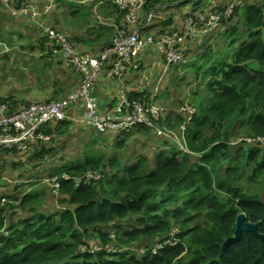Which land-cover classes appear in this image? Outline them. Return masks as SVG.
Instances as JSON below:
<instances>
[{"label":"trees","instance_id":"16d2710c","mask_svg":"<svg viewBox=\"0 0 264 264\" xmlns=\"http://www.w3.org/2000/svg\"><path fill=\"white\" fill-rule=\"evenodd\" d=\"M80 1L60 0L59 6L72 9L75 16L86 5ZM164 1L146 0L143 5V13L159 5V16L148 28L155 36L176 26L173 23L168 27L166 17L171 2L176 0ZM214 1L206 0L202 8V0H198L192 11H222L229 5H216ZM103 4L107 14L116 15L119 25L124 11L108 1ZM238 8L234 7L232 16ZM241 9L247 29L238 45V26H227L232 16L201 41L207 44L221 30L222 36L229 37L224 55L213 45L196 57L206 64L199 77L206 79L202 85L206 95L198 96L194 106L190 105L194 108L190 120L186 121L189 115L184 110L173 114L172 109L161 105L157 125L177 130V138L187 152L178 148L174 139L142 125L128 132H114L118 138L115 148H123L128 136L143 131L154 138L152 165L145 153H138L131 163H121L114 147L105 149L107 153L97 151L93 144L96 141L100 145L104 133L93 128L90 131L98 135L90 133L94 140L82 155L63 161L49 173L31 166L34 162L26 171L14 170L19 161L11 159L20 154L42 163L41 167L47 166L51 148L40 139L23 151L0 149V159L8 160L1 164L8 174L0 181V197L6 199L0 211V264H264V238L252 233L242 232L236 241L222 247L234 235L239 213L256 224L257 232L264 236V202L256 187H251L255 190L251 192L241 182L246 177L251 186L261 183L258 178L264 177V148L257 141L232 143L240 136L264 137V0L261 5L244 4ZM104 30H94L97 38ZM42 34L37 46L30 49L34 59L53 55L52 48L57 47L54 42L47 45V37ZM89 38L67 39L77 43L99 40ZM110 42V38L105 40L100 49ZM193 43L187 45L188 51L198 50L199 45L191 49ZM130 96L146 101L152 98L145 93ZM0 102L16 101L5 96ZM69 123L73 122H56L54 130L47 123L39 131L62 134ZM86 172H97L100 178L76 186L73 178ZM62 174L69 178H62ZM41 176H58L57 199L44 189L32 188ZM172 233L179 242L157 248ZM183 253H188V259L181 258Z\"/></svg>","mask_w":264,"mask_h":264},{"label":"built area","instance_id":"2783aa9c","mask_svg":"<svg viewBox=\"0 0 264 264\" xmlns=\"http://www.w3.org/2000/svg\"><path fill=\"white\" fill-rule=\"evenodd\" d=\"M9 0H0L3 4H8ZM60 0H45L42 13L30 9L28 5L13 11L17 14H30L35 21L39 15H46L59 5ZM103 4L108 1L124 11L123 20L116 26L111 42L108 46L100 49L96 54L79 52L74 44L65 35L57 32L48 25L38 22L47 37V45L54 42L57 47L52 48L54 54L63 52L66 56L67 65L79 74V82L67 95L59 99H51L41 102H30L26 106L12 107L10 102H0V149L25 150L31 143L44 136L39 131L40 127L50 122H60L70 120L86 127L93 128L99 133L108 131L128 132L137 125L154 129L157 135L174 139L178 148L187 152V148L182 144L174 132L165 129L157 122L160 120L163 107L154 101L153 98L146 100H129L122 93L112 110L100 112L98 109V99L93 90L96 81L105 68L106 75L110 77H121L129 70H138L140 67L139 55L145 46L151 44L156 47L161 55L165 66L177 65L184 61L187 42L193 39L200 40L201 36L217 31L218 27L227 21L232 13L233 7L229 4L222 11L212 9L195 11L189 10L183 14L181 20L175 27H170L163 33L155 36L148 28L152 22L158 18L159 5H154L149 11L143 13V5L146 0H86ZM195 4L198 0H192ZM159 33V32H158ZM8 50V47H4ZM45 53L47 50L44 51ZM184 110L189 116L194 109L186 105ZM253 142L250 137H239L234 142ZM257 140L264 148V137ZM62 178L68 179L67 174H62ZM100 178L97 172H86L79 177H74V183L78 186L91 179ZM48 180V179H47ZM53 183L54 190L59 188L58 176L48 180ZM6 199L0 197V211L5 205ZM175 230L173 232L175 233ZM177 231V230H176ZM170 234L164 242L157 244V248L165 245H175L177 243L176 234ZM93 249L99 250L97 246Z\"/></svg>","mask_w":264,"mask_h":264},{"label":"crops","instance_id":"0c3cea01","mask_svg":"<svg viewBox=\"0 0 264 264\" xmlns=\"http://www.w3.org/2000/svg\"><path fill=\"white\" fill-rule=\"evenodd\" d=\"M44 2L45 0H9L8 4H3L0 2V60L1 61L4 60L3 64H5V61L11 63V69L13 67L14 70L18 71L19 75H23L22 81L20 82V84L15 83L12 80L10 81L8 85L5 84L4 88L0 91V97H5L8 94L11 95L14 93L16 95L15 99H18L15 102L17 107L22 106L26 103L28 104L30 102H34V101H46L48 99L64 97L68 92H70L72 89H74L77 86L79 79H80L79 74L76 73L72 68H70L67 65L66 56L64 55L63 52H60L58 54H53L48 57L35 58V59L30 56L31 47L37 46L38 40H40V37L39 39H35L34 37L29 36L28 30L35 31V34H37V36H40V34L43 35L42 31L38 29L39 30V33H38V31L34 30L33 26L35 23L31 21L30 14L14 15L13 11L17 10L18 8H21L23 5H28L30 9L37 10L40 12L43 9ZM86 2L88 1L86 0L80 1V3L82 4L83 3L85 4ZM60 6L66 7L61 4ZM82 8L83 9L88 8L89 12H88V15H86L87 17H84L85 19L80 18V17L78 18V25L76 28H79V29L77 30V32L84 31L85 29L86 30L85 32L89 34V32L92 31V28L95 26V28H98V29L99 27L106 28L107 30H104V31L105 32L107 31V33L103 34L100 38H97V35L94 34L93 36L99 40L94 41L93 43L92 41H89V40L87 42L85 41V42H79V43L73 40L75 43L74 42L72 43H74L75 48L79 52L96 54L100 50V47L102 46V43L105 40L107 41L109 38L111 40V35L114 34L115 28L118 25V23H116V15L107 14V8L105 4L95 3L94 5H87ZM57 9L52 11L50 14H46L42 16L39 15V18H38L40 20L39 22L44 24V21H45L46 23L55 24L57 21H59V19H57L59 10L57 11ZM98 10H102V12L105 13L107 16H103L102 14L100 15L97 12ZM166 12L164 13L168 14V16L166 17L169 18V20L171 19V24L173 23L177 24L184 14L183 13L180 16L176 17L173 14V10H169ZM63 13L64 14H61L60 16L61 19L67 18V17L70 18L71 16H74V15H69V14L67 15L65 11ZM95 22H97L96 25H95ZM108 28H111V29H108ZM68 31H69V35H68L69 38L76 37V34L73 30L69 29ZM78 34H82V33H78ZM24 35H27V36H24ZM13 36L17 37L18 39L14 38L12 40ZM93 36L91 38H94ZM77 37H82V36L80 35ZM87 39H90V38L87 37ZM199 42L201 41L198 40L197 43H193V45L197 46ZM81 43H85V47H83V49L80 48ZM193 45L191 49H194ZM4 47H9L11 50L10 51L5 50ZM142 52L139 55V59H138L140 62V68H138L139 70H129L124 75L118 78L110 77L106 75L105 68L101 71L96 81L95 88L93 90L94 94L96 95L98 99V109L100 112H107V111L112 110L113 107L116 105L119 96L122 93H124L129 100L135 99V98H130L131 94H142V93H145V95L151 94V97L153 96L154 99H156L155 102H157V100L159 99L160 103L163 106H165V108L168 110L167 104L171 103L177 97V94L174 92V89L176 86L174 82L177 80V77L173 81V76H177V75L175 74L174 75H164V73L167 72L165 69L166 66L164 65L162 57L158 52H157V56L155 60L152 63L148 62L147 58L146 60L145 59L143 60L144 54ZM188 56L190 55L188 54ZM189 60H190L189 58L185 59L183 62L178 63L175 66L180 67L183 64L185 65L187 64V62H189ZM2 67L3 65L0 67V72H1ZM159 67H162V74L155 75L154 69H157ZM180 70L181 69L179 68V71ZM10 72L11 71H9L8 75H15L14 72H11V73ZM24 75H59V76L53 80L52 91L50 90V88L46 90L48 95L42 92H38L37 95L30 96V94L32 93L31 92L32 89L28 90L27 88H25L26 92H28V94H26L27 96L25 99L23 96L22 97L18 96V94L16 93L17 91H22L24 89L22 87V85H24V82H25ZM36 79L39 80V77L37 76ZM179 83H182L181 80L179 81ZM170 91H171V96L168 97L169 100H165V98H163L164 95H169ZM160 95H162L161 98H160ZM20 99L24 100V102H21ZM69 124L75 127L74 124L72 123H69ZM47 125H49V127H51L52 130H54L55 127L57 126L56 122H51V123H48ZM70 125H68L69 130L66 129L67 131H65L62 134H59L54 131L52 134H43L44 138L40 139V141H43L45 144L48 143L47 147L51 148L49 155L46 157L47 164L48 163L52 164L51 167L55 168L59 166L60 164H62V162L65 160L78 158L80 157V155H82V153L71 154L69 152V149L72 147L70 141H63L64 139H67L68 137L71 136L70 127L72 126ZM80 128L84 130L85 132H89V134L92 132L90 131L91 128L89 129L86 126H83ZM93 134L98 135L95 133ZM94 135H91V134L85 135L87 136L86 137L87 139L84 141V143L87 142L88 140H93L92 137ZM69 139H71V141L75 140V138L73 137H70ZM50 140H52L51 143H50ZM117 141H118V138L116 134L110 131V132L104 133V135H101L100 144L103 146L104 149L109 150L112 147L114 148L116 147ZM115 149L116 150L114 153H116L118 158L121 157L120 158L121 163H127V162L131 163L132 161L135 160L134 157H136L138 153H141V152H136L134 146L131 147L127 145L126 141H125V145L123 148H119V149L115 148ZM31 152L32 151L30 150L28 151L27 154ZM23 174H25V172Z\"/></svg>","mask_w":264,"mask_h":264},{"label":"rangeland","instance_id":"374dc122","mask_svg":"<svg viewBox=\"0 0 264 264\" xmlns=\"http://www.w3.org/2000/svg\"><path fill=\"white\" fill-rule=\"evenodd\" d=\"M262 1L263 0H222V2H221V0H215L214 1V3L216 5H219V4L223 5V4L229 3V4L232 5L233 10H234L235 6L239 7L238 8V12L235 15H233V16L231 15L232 19H229V21L227 22V26H231V25L232 26H234V25L238 26L237 27V31H238V33L241 36H240V38L237 39V44H235V45H238L239 42H241L242 39H244L246 37V34H245L246 32L245 31H246L247 28L244 25V21L242 20V15H241V13H242V9H241L242 5H244V4L261 5ZM164 2H168L169 3V0H166ZM95 3H96V1L94 3L88 1V2L85 3L86 4L85 6L94 5ZM205 3H206V0H202V8L204 7ZM172 4H173V6H172L171 10H173V14L176 17L180 16L185 11L189 10L190 8H192V6L194 5L192 0H176V1L171 2V5ZM57 11H58V15H57L58 18L57 19H59V21H57L55 24L46 23L44 21V24L51 26L54 30H56V31L60 32L61 34L65 35L67 38H69L68 37V35H69V31L68 30L69 29L73 30L75 32L76 36H80L81 35L82 37H88V38L92 37L95 34V32H94L95 29H98V28H95V26H94L92 28V33L91 34L86 33L85 29H84V31H80V32L78 31L77 32V30L79 29V28H76L77 25H78V18L79 17L80 18L81 17H87L86 15H88V12H89L88 8H84V10L80 9L79 13L75 14V16H71L70 18L67 17V18H63V19L60 18L61 14H64L63 12L65 11V13L67 15L68 14L69 15H73L71 13L72 9H68L67 7L65 9V7H63V6L61 7L60 6L57 9ZM97 12L100 15L102 14L103 16H107L105 13L102 12V10H98ZM40 13H42V12L40 11ZM40 16H42V14ZM38 18L37 19L35 18V21L33 19H31V21H33V23H35L34 26H33L34 30L38 31V33H39V30H42V29L38 25V22L40 21ZM96 24H97V22H95V25ZM167 26L168 27L171 26V23H170L169 20H168ZM85 27H86V25H85ZM28 31H29L28 35L34 37L35 39H39V37L41 36V35L37 36V34H35V31H30V30H28ZM221 31H218L216 35L212 36L213 40L212 39H208L206 41L207 44L199 42L198 50H194L192 52V51H188V49H187V52H186L187 54L185 53V57H184V60L188 59V58L190 59L189 62H187V64H185V65L183 64L180 67H176L175 65H170V66H166L165 67L167 72L165 71L166 73H164V75H174V74L177 75V76H173V81L177 77V80L174 82L175 85H176L175 89H174V92L177 94V97L171 103L167 104L168 105L167 108L169 110L172 109L170 111L173 114L179 113L182 109H184L186 107V105L194 106L195 103H193V102L197 99L198 96L202 97V96L206 95V91L202 87V85L204 84V80H206V79L202 80L201 78H199L200 75H203V71L206 70V64H204V61L198 60L196 57H197L198 53H200L202 51H205L209 46L211 47L213 45H214V47H215L214 49L216 51L222 52L220 54L224 55V53L227 52L228 48L225 49L224 46H225V43L228 41L229 37L228 36H222L221 35ZM78 33H82V34H78ZM105 33H107V31L106 32L103 31V34H105ZM24 36H27V35H24ZM204 37L205 36H201L200 41H203ZM14 38H17V37L13 36L12 40ZM111 38H112V35H111ZM210 40H212V41L209 42ZM215 41H216V43H215ZM72 42H74V41H72ZM193 42L197 43V40L196 39L190 40V41L187 42V45L192 44ZM194 46H196V45H193V47ZM83 47H85V43H81L80 48L83 49ZM10 50L11 49L8 48V51H10ZM157 52H158V50L156 49V47L154 45L149 44V45L145 46L144 49H143V52H142L144 54L143 60L144 59L146 60V58H147L148 62L152 63L155 60L156 56H157ZM188 54L190 56H188ZM215 57L216 58L217 57L220 58L221 56H215ZM3 63H4V60L3 61L0 60V67L3 65L2 69H1V72H0V91L4 88L5 84L8 85L11 80L13 82H15V83H19L20 84V82L22 81V77H23V75H19L18 71L14 70L13 67H12L13 70L11 69V63L6 62V61H5V64H3ZM179 68L181 69L180 71H179ZM198 68H201V69H198ZM188 70H190V71H188ZM195 70L198 71V75L195 74ZM9 71L14 72L15 75H8ZM154 73H155V75H161L162 74V67L154 69ZM194 75H197L198 79L195 78ZM24 76H25V78H24L25 82H24V85H22V87L24 89L22 91H17L16 93L18 94V96H21V97L23 96L26 99V96H27L26 94H28V92H26L25 88H27L28 90L32 89V91H31L32 93L30 92L31 93L30 96L31 95H37L38 92H42V93L48 95L46 90L48 88H50V90L52 91L53 80L55 78H57L59 75H24ZM37 76L39 77V80L36 79ZM185 76H188L187 80L183 79V77H185ZM178 78H179V80H178ZM180 80H181L182 83H179ZM7 96H12V98L15 101L18 100V99H15L16 95L14 93L11 94V95L8 94ZM169 96H171V91L169 92V95H164L163 98H165V100H169V98H168ZM161 97H162V95H160V98ZM61 98H63V97H61ZM53 99H59V98L57 97V98H53ZM153 99H154V97H153ZM20 101L24 102V100H22V99H20ZM157 103L162 105L160 103L159 99L157 100ZM11 104L13 105L12 106L13 108L17 107V105H15L13 103H11ZM28 104L26 103V104H24L22 106H26ZM163 107L165 108V106H163ZM70 126H72V125H70ZM180 128H181V126H180ZM66 129L69 130V127H67ZM70 131H71V136L70 137L75 138V140L71 141V139H69L70 137H68L67 139H64L63 141H70L72 147L69 149V152L71 154L83 153L84 149L87 148L88 145H90L91 142L94 140V138H92L93 140H88L87 142L84 143V141L87 139L86 138L87 136H85V135H90V134H89V132H85L84 130H82L78 126L70 127ZM171 131H174L173 135L179 137L177 135L178 134L177 130L174 129V130H171ZM81 137H83V138H81ZM125 141H126L127 145H129L131 147L134 146L136 152L145 153L148 156L149 165H152L153 154H154L155 148H156L155 147L154 138L152 136L143 133V131H141V132L139 131V132L132 133L130 136H128L126 138ZM51 142H52V140H50V143ZM59 143H61V142H59ZM85 145H87V146H85ZM93 145H94L95 148H97V151L107 152L103 148V146L101 144L99 145L98 142L95 141V143ZM26 155H28V154H26ZM11 159L13 161H17V160L19 161L18 163L15 164L14 170L23 169V171H26L28 169V167L30 166V164L33 163V162L34 163L31 164V166L37 168L38 170H42L45 173H49V171L53 169L51 167L52 164H50V163H48L47 166L45 165V167L44 166L41 167L40 164H42V163L37 164V162H38L37 160L33 161L31 159L26 158L24 155L22 156L20 154L18 156H16V157L11 158ZM7 161L8 160L0 159V181L1 182L3 181L4 177H7V174H8V173L6 174L4 172V166H2L1 164H5ZM11 163H12V161H11ZM42 177H44V176H41L40 179L37 178L38 181H36L35 184H37V183H39V184L34 186V187L32 186V188L35 189V190H38V191H40L39 189H44L46 193H50L49 196L57 199L58 196L56 195L57 192H55V190H54L53 183L48 181L52 177H48V176H47V178L46 177L42 178ZM243 181L245 182V185H247L246 190H248V191L253 192L255 190L254 189L252 190L251 187H254V188L256 187L257 188V193L259 194L260 201L264 202V177L260 176L258 178V181H260L261 183L259 185L256 184L257 186H255V185L251 186V183L247 182L246 177H244L241 182H243ZM50 205H51V203L48 204V207ZM182 257H184L185 259H188V257H189L188 253H183L181 255V258Z\"/></svg>","mask_w":264,"mask_h":264},{"label":"water","instance_id":"95a60500","mask_svg":"<svg viewBox=\"0 0 264 264\" xmlns=\"http://www.w3.org/2000/svg\"><path fill=\"white\" fill-rule=\"evenodd\" d=\"M242 232H249L255 235L256 237L264 238V236H262L261 234L257 232V225L254 223L247 222L245 220L244 215L242 213H239L235 221L234 235L227 238L223 242L222 247L224 248L227 245H229L231 242L236 241L240 237Z\"/></svg>","mask_w":264,"mask_h":264},{"label":"clouds","instance_id":"9594fccd","mask_svg":"<svg viewBox=\"0 0 264 264\" xmlns=\"http://www.w3.org/2000/svg\"><path fill=\"white\" fill-rule=\"evenodd\" d=\"M194 6V5H193ZM193 6H192V8H193ZM192 8H190V10H192ZM205 38V37H204ZM240 137H243V136H240ZM248 137H250V138H252V139H254V141L253 142H250V143H255V141H257L258 143H260L259 142V140H257L258 138H260L259 136L258 137H256V138H254V137H251V136H248ZM239 138V137H238ZM243 138H245V137H243ZM237 140V139H236ZM243 141V140H242ZM244 143L246 144V143H248V142H246V141H244ZM261 144V143H260ZM179 241H178V239H177V243H178Z\"/></svg>","mask_w":264,"mask_h":264}]
</instances>
